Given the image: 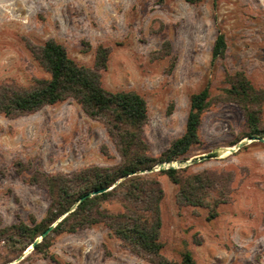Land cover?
I'll use <instances>...</instances> for the list:
<instances>
[{
  "label": "rangeland",
  "instance_id": "1",
  "mask_svg": "<svg viewBox=\"0 0 264 264\" xmlns=\"http://www.w3.org/2000/svg\"><path fill=\"white\" fill-rule=\"evenodd\" d=\"M219 31L227 48L212 61ZM48 39L63 44L70 57L87 66L93 65L98 45L110 48L102 84L111 91L134 90L146 99L143 136L156 157L183 133L190 95L209 84L201 143L187 154L191 162L184 166L185 174L229 173L230 194L217 216L209 218L206 207L180 206L178 185L158 175L164 191L162 254L179 260L187 248L196 264H264V142L252 140L226 150L235 147L232 143L248 127L243 110L223 95L225 72L240 69L264 88V0H0V83L27 86L34 78H47L30 46ZM165 41L171 46L169 55L159 53ZM261 121L263 126L264 104ZM118 161L103 124L73 99L29 114H0L2 224L44 216L49 199L43 187L29 181L35 170L70 173ZM157 170L158 164L153 172ZM4 253L0 246V255ZM21 255L5 264H151L103 224L55 236L49 255L31 250Z\"/></svg>",
  "mask_w": 264,
  "mask_h": 264
},
{
  "label": "trees",
  "instance_id": "2",
  "mask_svg": "<svg viewBox=\"0 0 264 264\" xmlns=\"http://www.w3.org/2000/svg\"><path fill=\"white\" fill-rule=\"evenodd\" d=\"M186 1L196 4L202 0ZM226 48L225 34L219 31L211 50L212 61L222 58ZM30 51L49 76L34 78L27 86L0 83V114L12 117L29 114L46 105L73 99L88 117L103 124L119 161L113 165H89L70 173L49 174L35 170L29 181L46 190L48 207L42 218H32L30 222L17 218L4 225L0 220V246L5 250L4 255H0V264L20 256L58 219L31 253L49 255L55 236L103 224L124 247L151 264H196L193 253L187 248L181 252L179 260H170L162 254L160 230L164 191L158 175L164 174L178 185L176 200L180 206L206 207L209 218L216 217L218 206L227 202L231 175L212 170L185 174L187 167L139 171L153 169L160 162L186 160L190 149L201 143L199 129L202 114L209 106V84L190 95L183 133L156 157L150 153L143 136L148 122L146 99L134 90L111 91L102 84L109 47H96L92 66L78 63L69 56L65 46L54 39L42 45H31ZM170 52V43L165 41L159 53L169 55ZM174 64L171 61L170 69ZM225 81L228 86L223 89L224 100L236 103L243 110L248 127L232 145L244 137H264L261 123L264 88L256 87L241 69L225 72ZM102 149L107 154L105 147ZM133 171L136 173L131 175ZM102 187L108 189L79 201L86 193Z\"/></svg>",
  "mask_w": 264,
  "mask_h": 264
},
{
  "label": "water",
  "instance_id": "3",
  "mask_svg": "<svg viewBox=\"0 0 264 264\" xmlns=\"http://www.w3.org/2000/svg\"><path fill=\"white\" fill-rule=\"evenodd\" d=\"M252 140H258V141H262L264 142V137H261V136H248L246 138H244L243 140H240L238 143H236L235 147H229L227 148L226 150H228L229 152H233L235 151L236 149L240 148L241 146H243L246 142L248 141H252ZM219 152L220 151H223V149H220L218 150ZM190 160H175V161H170V162H160L158 163V169H165V168H168V167H172V168H176V167H184L188 164H190ZM170 164V165H168ZM168 166V167H167ZM154 169V168H153ZM153 169H150V170H145V169H142L139 171V173H145V172H150V171H153ZM136 172L133 171L131 172L130 174H135ZM108 189V187H102V188H99V189H96V190H93V191H90L88 193H86L85 195H83L81 197V199L79 201H81L82 199L86 198V197H90L92 195H95V194H99L101 192H104ZM74 207V206H73ZM60 219L56 220L54 223H52L51 225H49L41 234H39V236H37L34 241L30 244L29 248L27 249L28 250H32L35 246L36 243L40 242L51 230L52 228L55 226V224L57 223V221H59ZM23 256H19L16 261H19L20 259H22Z\"/></svg>",
  "mask_w": 264,
  "mask_h": 264
}]
</instances>
